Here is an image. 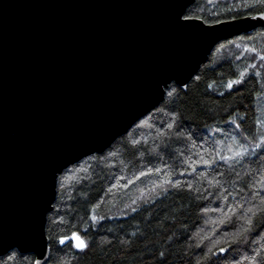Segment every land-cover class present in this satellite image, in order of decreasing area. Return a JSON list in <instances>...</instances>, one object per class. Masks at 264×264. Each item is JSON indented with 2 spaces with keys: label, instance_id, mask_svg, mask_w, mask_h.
Segmentation results:
<instances>
[{
  "label": "trees",
  "instance_id": "obj_1",
  "mask_svg": "<svg viewBox=\"0 0 264 264\" xmlns=\"http://www.w3.org/2000/svg\"><path fill=\"white\" fill-rule=\"evenodd\" d=\"M258 12V0H194L184 16L213 24ZM261 57L264 27L220 41L185 88L171 83L107 149L64 169L45 264H264ZM73 233L84 249L59 242ZM0 264L36 263L13 249Z\"/></svg>",
  "mask_w": 264,
  "mask_h": 264
},
{
  "label": "water",
  "instance_id": "obj_2",
  "mask_svg": "<svg viewBox=\"0 0 264 264\" xmlns=\"http://www.w3.org/2000/svg\"><path fill=\"white\" fill-rule=\"evenodd\" d=\"M193 2L0 0V255L45 264L58 175L185 88L217 43L264 27V12L185 20Z\"/></svg>",
  "mask_w": 264,
  "mask_h": 264
},
{
  "label": "snow or ice",
  "instance_id": "obj_3",
  "mask_svg": "<svg viewBox=\"0 0 264 264\" xmlns=\"http://www.w3.org/2000/svg\"><path fill=\"white\" fill-rule=\"evenodd\" d=\"M258 2H259V3H264V0H258ZM179 19H180V17L178 16V17H177V20L179 21ZM184 19L187 20V19H190V17L185 16ZM253 19H255V17H253ZM260 19H264V15H262V16L260 17ZM261 59H264V57H261ZM242 75H243V74H242ZM240 82H241V81H239V80L231 81V82L228 84V87L231 88L234 84H239ZM170 95H171V93H170ZM257 147H260V145H257ZM229 151H232V149H229ZM242 155H243V153H242V152H239V151H237V152L235 153V156H237V157H240V156H242ZM220 159L227 161V160H229V159H232V157H229V156H221ZM93 219H95V218H93ZM66 240H72V241H75L74 246H75L77 249H81V250H82V249L85 248V244H84L83 240H81L80 237H79L78 235H76V233H73L71 237H67V236H65V237L61 238L59 242H60L61 244H64Z\"/></svg>",
  "mask_w": 264,
  "mask_h": 264
}]
</instances>
